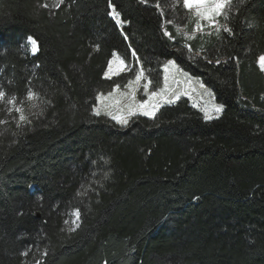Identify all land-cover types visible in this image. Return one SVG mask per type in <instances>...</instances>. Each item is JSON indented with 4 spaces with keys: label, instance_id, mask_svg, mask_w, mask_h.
Masks as SVG:
<instances>
[{
    "label": "trees",
    "instance_id": "obj_1",
    "mask_svg": "<svg viewBox=\"0 0 264 264\" xmlns=\"http://www.w3.org/2000/svg\"><path fill=\"white\" fill-rule=\"evenodd\" d=\"M52 3L0 0V264H264V0H233L231 35L193 34L175 0ZM113 53L131 71L108 79ZM168 61L217 117L183 97L126 125L93 112L136 70L159 89Z\"/></svg>",
    "mask_w": 264,
    "mask_h": 264
},
{
    "label": "rangeland",
    "instance_id": "obj_2",
    "mask_svg": "<svg viewBox=\"0 0 264 264\" xmlns=\"http://www.w3.org/2000/svg\"><path fill=\"white\" fill-rule=\"evenodd\" d=\"M211 28L214 29V27ZM25 45H27V42ZM26 50V52H29L30 56L34 55L31 51L30 45H27ZM116 58H118L117 54L115 56L113 55L112 59H110L113 61V71L109 72L110 78L106 77L108 79L116 76L118 77L131 71L129 66H126L125 62L124 70H120L119 61L121 59L119 60ZM117 72L118 74H116ZM132 72H134V70ZM137 72L139 71L136 70L133 73L132 77L124 85L119 86V89L117 91L113 92V90L116 88L115 86L108 92H97L95 97L96 105L94 106V108L100 111L99 115H106L113 122H116L119 125H124L122 123H118L117 120L113 119L112 117H120L122 119H127V121L131 119L132 116L136 115H142L144 117L150 118L156 114L157 109L161 105L174 103L181 97L187 98L192 106H194V108H197L201 113L204 114V117L205 113L207 112V115L209 117L207 118L208 120L213 119L214 117H217L219 115L220 111L217 112L214 110L218 106L214 103V99L210 90H208V88H206L205 86L202 87V84L199 80L188 75H184L185 73L180 71L175 64L174 66H172L168 65L167 63V65L165 64L163 66L161 86L155 91L151 89L150 83L147 79H145V77H143L139 82L136 81L135 77ZM166 76L168 78L167 81H165ZM129 81H133L130 86ZM146 84L148 85L147 89H145L144 87ZM152 92H157L158 95L152 97V99L149 100ZM109 93H113V95L109 97ZM98 95L102 97L100 101H97ZM145 100L149 101L148 110L151 112V115L142 114V110L138 108V105L140 103H143V101ZM116 101H119V103H116ZM1 102L2 101H0V104ZM130 109L132 110L133 114H130ZM109 112H111L112 115L106 114ZM74 220H76V217L72 213L71 219L69 221V227L71 229H74L76 227L77 221L76 223H73Z\"/></svg>",
    "mask_w": 264,
    "mask_h": 264
},
{
    "label": "snow or ice",
    "instance_id": "obj_3",
    "mask_svg": "<svg viewBox=\"0 0 264 264\" xmlns=\"http://www.w3.org/2000/svg\"><path fill=\"white\" fill-rule=\"evenodd\" d=\"M64 2V0H53V3L51 5L49 4H43L41 7H54L58 8L60 5ZM142 3L146 2V0H141ZM242 2V0H241ZM175 3L180 4L183 9L189 14V19L191 21H194V31H202L205 26L208 27H214L217 31V34L219 35L221 28L223 29L224 32H227L229 35L232 34V30L230 27H228L226 24L225 25H220L219 20L221 17H223L225 20L229 18V9L233 6V0H175ZM157 9L159 10V5H156ZM109 8H112V5L109 4ZM113 17V19L116 20V24L119 26L121 25L122 21L119 19V14L115 12L113 9L112 12L109 13ZM161 15H163L161 11ZM164 34L166 36H169L171 39V34L165 29ZM188 39H194V36H188ZM27 45L31 46V51L33 54H35L38 51V44L37 40L34 39L31 35H29L26 38ZM26 45V46H27ZM187 46V45H186ZM191 50V49H189ZM115 56L116 54L113 53ZM135 55V53L133 54ZM217 63H219V60H217ZM112 65L113 61L109 60L108 61V71L105 72V77H109V72H112ZM120 65V70H124V61L120 60L119 61ZM168 65L174 66L173 61H168ZM257 65L260 69L261 72H264V55H261L258 60H257ZM118 74V72L116 73ZM184 75H187L185 73ZM144 77V72L141 69L139 72L136 74V81L139 82L142 78ZM110 78V77H109ZM167 76L165 77V81H167ZM133 83V81H129V86ZM203 87V85H201ZM145 89L148 88V85L146 84ZM119 89V86L117 85L116 88L113 90V92L117 91ZM163 91V90H161ZM6 93L2 90H0V101L5 100ZM113 93H109L108 96L111 97ZM157 92H152L151 96L149 97V100L152 99V97L157 96ZM35 97V93H33L31 90L27 92V99L32 100ZM102 97L100 95L97 96V101H100ZM7 104L15 106L17 103V98L15 96H12L7 99ZM170 102V101H169ZM116 103H119V101H116ZM148 105L149 101L145 100L143 103H140L138 105V108L142 110V114L144 115H151V112L148 110ZM215 111L219 112L221 109L220 107H216L214 109ZM15 111L19 114V120L21 122H29L27 117L23 115V109L21 107H15ZM94 113L96 115L100 114V111L98 109H93ZM108 115H112L111 112L106 113ZM130 114L132 113V110L130 109ZM113 119H116L118 123H122L124 125L127 124V119H122L120 117L113 116ZM205 118H209L207 115V112L205 113ZM19 126V125H18ZM73 215L76 217V220L73 221V223H76V221L79 220L80 213L79 210H74ZM65 223H68V221H65ZM74 230V229H70ZM23 255H27V253H23Z\"/></svg>",
    "mask_w": 264,
    "mask_h": 264
},
{
    "label": "crops",
    "instance_id": "obj_4",
    "mask_svg": "<svg viewBox=\"0 0 264 264\" xmlns=\"http://www.w3.org/2000/svg\"><path fill=\"white\" fill-rule=\"evenodd\" d=\"M195 32L197 33V32H202V31H194V30L192 31V33H193V34H195ZM190 35L192 36V34H190ZM111 59H112V58H111ZM116 59H119V60H120V58H119V57H118V58H116ZM167 63H168V62H166L165 64L167 65ZM165 64H164V65H165Z\"/></svg>",
    "mask_w": 264,
    "mask_h": 264
}]
</instances>
